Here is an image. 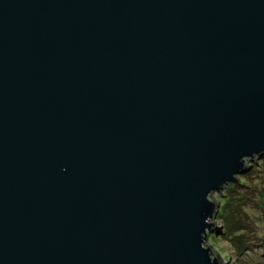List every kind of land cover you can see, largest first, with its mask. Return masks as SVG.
<instances>
[{
	"label": "water",
	"instance_id": "1",
	"mask_svg": "<svg viewBox=\"0 0 264 264\" xmlns=\"http://www.w3.org/2000/svg\"><path fill=\"white\" fill-rule=\"evenodd\" d=\"M263 154L264 0H0V264H224Z\"/></svg>",
	"mask_w": 264,
	"mask_h": 264
},
{
	"label": "rangeland",
	"instance_id": "2",
	"mask_svg": "<svg viewBox=\"0 0 264 264\" xmlns=\"http://www.w3.org/2000/svg\"><path fill=\"white\" fill-rule=\"evenodd\" d=\"M263 160L264 156L256 158V165L236 176V182L224 191L212 194V200H217L219 205L214 220L217 231L209 234L205 247L224 264H264ZM226 209H231L235 215L230 233L224 231L223 211ZM239 240L243 248L238 247Z\"/></svg>",
	"mask_w": 264,
	"mask_h": 264
},
{
	"label": "trees",
	"instance_id": "3",
	"mask_svg": "<svg viewBox=\"0 0 264 264\" xmlns=\"http://www.w3.org/2000/svg\"><path fill=\"white\" fill-rule=\"evenodd\" d=\"M264 155V154H263ZM262 163H264V160L261 162V165H262ZM255 170V169H254ZM254 170H252V172L254 171ZM251 173V172H250ZM234 186H232V188H233ZM231 198V197H230ZM226 203H227V199H226ZM228 208H229V206H228ZM224 212V218H223V222H224V227H225V229H224V231H227L228 233H230V231H231V228H232V226H233V222H232V219H234V216L235 215H233V211H231V209L229 210V209H226L225 211H223ZM237 222H238V220H237ZM239 222H240V220H239ZM238 222V223H239ZM241 240V239H240ZM240 240H239V243H238V247L239 248H243V244H242V242H240ZM244 243V242H243ZM215 258H217V260H219V258L217 257V256H214Z\"/></svg>",
	"mask_w": 264,
	"mask_h": 264
}]
</instances>
